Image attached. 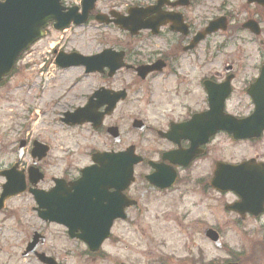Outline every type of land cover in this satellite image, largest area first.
<instances>
[{
    "label": "flooded vegetation",
    "instance_id": "flooded-vegetation-1",
    "mask_svg": "<svg viewBox=\"0 0 264 264\" xmlns=\"http://www.w3.org/2000/svg\"><path fill=\"white\" fill-rule=\"evenodd\" d=\"M158 1L135 7L153 10ZM179 1L164 0L149 16L157 23L159 14L181 15L179 29L167 23L154 33L143 30L130 36L113 23L104 25L115 33L114 38L108 35L105 45L116 57L115 68L105 65L101 74L92 75L105 82L124 78V88H102L108 94L124 92L125 99L104 118L99 131L115 126L107 121L133 94L143 93L145 99L154 96L157 107L152 123L140 120L144 125L138 129L129 125L131 143L121 144L119 131L116 152L133 147L142 159L133 168L132 180L121 183L120 191L107 189L102 215L88 212L87 202L95 199L88 198L87 191L60 189L59 196H45L43 201H55L57 210L74 212L61 214L62 221L43 220L40 214L45 211L35 204L32 191L47 194L57 180L68 185L80 177L77 170L75 175L47 179L39 167L46 156L35 164L41 181L35 190L27 184L23 194L30 199L34 221L17 227L21 235L17 258L27 264H264V107L256 114L253 104L264 100V7L241 0L232 14L222 0L201 23L188 11L203 0ZM63 6L68 8L66 3ZM126 10H95L89 21L96 13L124 17ZM217 18L226 20L225 30L192 44ZM246 23L249 30L244 29ZM239 32L255 41L254 50L210 44ZM57 51L49 52L54 65ZM152 65L154 71L143 79L137 76L138 68ZM77 69L89 75L84 68ZM125 78L130 79L128 84ZM144 84L150 86L143 89ZM21 162L17 170L24 173ZM67 195L77 203L61 205L69 201ZM95 217H103L109 226L97 249L78 237L91 233L83 228L95 225ZM69 227L76 229L69 232ZM224 230H230L232 238Z\"/></svg>",
    "mask_w": 264,
    "mask_h": 264
},
{
    "label": "rangeland",
    "instance_id": "rangeland-1",
    "mask_svg": "<svg viewBox=\"0 0 264 264\" xmlns=\"http://www.w3.org/2000/svg\"><path fill=\"white\" fill-rule=\"evenodd\" d=\"M153 0H107L96 4V10L106 12L116 8L122 12L131 6H144ZM227 11L235 14L241 0H225ZM67 4L79 5L80 0H67ZM222 0H203L195 4L188 12L200 18V22L209 19ZM115 37L112 27L88 23L84 26L66 29L54 33L47 29L45 37L24 54L16 64L13 76L0 88V169L9 168L16 159V147L19 140L26 145V153L19 167L26 170L31 166L28 151L36 141L48 148L45 164L39 167L46 178L63 173L76 174L77 170L89 163L94 151H116L120 147L113 144L103 131H93L89 126L69 128L59 122L62 114L81 107L89 95L98 87L111 89L124 88V78L109 82L97 75H83L80 69L59 70L51 63L50 48H58L65 53L76 52L82 56L98 54L107 44V37ZM229 37V38H228ZM230 44L242 49L254 50L255 41L239 32L236 36L227 35L213 39L210 44ZM134 48V45H132ZM43 67L42 74L39 68ZM130 82L125 78V84ZM150 86L144 84L143 89ZM141 92L142 89H140ZM154 96L147 99L143 93L131 95L119 112L107 121L121 132L122 143L129 144L128 136L131 119H141L152 123L157 111ZM39 113V116L37 115ZM39 117V119H38ZM144 145V144H142ZM4 180L0 178V186ZM47 182L42 186H46ZM30 199L22 195L9 201L5 210L0 212V264H27L16 257L17 244L21 237V228L34 221L30 212ZM9 212V213H8ZM230 230H224L232 238ZM77 264H80L79 262Z\"/></svg>",
    "mask_w": 264,
    "mask_h": 264
},
{
    "label": "water",
    "instance_id": "water-1",
    "mask_svg": "<svg viewBox=\"0 0 264 264\" xmlns=\"http://www.w3.org/2000/svg\"><path fill=\"white\" fill-rule=\"evenodd\" d=\"M96 0H83L82 14L77 15L74 12L69 14H60L59 0H4L0 2V81L3 77L9 75L13 68L15 60L21 55L22 52L33 44L36 40L41 38L44 33L43 29L48 22H54V28L62 30L68 26L70 22L75 25L82 24L86 21L87 14L92 9L93 3ZM264 5V0L257 1ZM148 11L140 9H131L128 11V17L120 19V26L122 29L134 34L137 30L149 28L154 30L157 24L151 25L142 21L149 15ZM168 17H161L160 23H165L164 20ZM96 20L101 22L99 17ZM223 23L222 19L212 22L205 30L204 34H209L217 29L216 25ZM203 37V36H201ZM198 41V38H196ZM120 59V58H119ZM116 57L114 54L103 52L97 56L90 58H83L77 54L68 56H61L57 58L56 64L62 68L70 66H83L86 73L101 72L102 68L109 63L111 68L114 69V62ZM117 67V66H116ZM152 67L140 68L142 73H148ZM143 77V76H142ZM121 96V94H116ZM116 95L112 97L107 96V93L102 90L95 92L88 100L87 105L83 109L75 111L73 114H64L62 120L65 124L79 125L83 123H91L94 129L98 128L104 114L97 113V109L104 104L111 102V108L118 101ZM259 108V102H257ZM138 122H133L134 125ZM108 133L115 137L116 129H108ZM21 143L18 147V158L22 156ZM34 149L31 152L32 158L40 160L46 151L45 148L40 147L33 143ZM93 166L82 170L81 179L68 186L62 182L56 181L55 187L51 192L44 195L41 192H33L37 205L44 209V213L40 214V218L50 221H62L61 214L67 212H74L73 210L61 209L57 210L54 205L55 201H50L47 204L43 201L45 196L57 197L58 191L65 188H77L87 191L88 198L93 197L95 201L92 203L88 201V212L102 215L105 212L103 199L108 196L107 189H114L120 191V184L128 182L131 179L132 168L138 162V159L133 155L132 150H127L125 153L118 154H94L92 155ZM0 176L5 178V184L1 187L2 193L0 195V209L3 202L9 197L21 194L25 191V182L22 173L15 172V167L9 171L0 173ZM41 177L36 174V170L30 168L28 170V181L30 184L35 185ZM77 197L79 195H76ZM69 201L61 203V205H71L77 203L73 200L72 195H67ZM85 205H87L85 203ZM95 225L84 227L83 229L91 232L82 236H78L89 247L94 249L100 245L104 240L108 231V223L103 217H98L93 220ZM75 227H69V232L74 231Z\"/></svg>",
    "mask_w": 264,
    "mask_h": 264
},
{
    "label": "bare ground",
    "instance_id": "bare-ground-1",
    "mask_svg": "<svg viewBox=\"0 0 264 264\" xmlns=\"http://www.w3.org/2000/svg\"><path fill=\"white\" fill-rule=\"evenodd\" d=\"M37 115L39 116V113H37ZM38 119H39V117H38Z\"/></svg>",
    "mask_w": 264,
    "mask_h": 264
}]
</instances>
